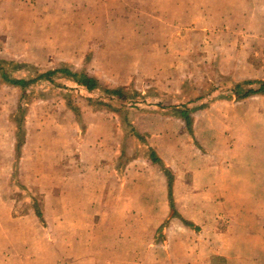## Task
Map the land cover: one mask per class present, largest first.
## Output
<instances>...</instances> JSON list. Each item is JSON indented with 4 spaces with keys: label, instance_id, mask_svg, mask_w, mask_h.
Segmentation results:
<instances>
[{
    "label": "crops",
    "instance_id": "0c3cea01",
    "mask_svg": "<svg viewBox=\"0 0 264 264\" xmlns=\"http://www.w3.org/2000/svg\"><path fill=\"white\" fill-rule=\"evenodd\" d=\"M58 1L0 0V176L2 182L5 181L3 190H7L9 184L11 186L7 195H0V226H4L0 227V241L4 245L0 252V264H29L24 260L26 250L20 248L11 251L8 238L27 237L30 227L38 234L39 229L46 228L48 223L44 209L43 223L33 213L13 215L17 204L12 199L13 192L17 191L18 186L25 188L32 196L39 195L32 191L30 185L20 181V164L27 171L30 168L31 173H34L32 170L39 172L41 160L46 158L39 147V136L46 133L51 135L49 125L36 126L30 123L29 106L33 86L56 84L57 80H66L79 86L76 81L81 75L96 80L87 72L77 74L70 67V63L77 61L89 48H99L95 61L102 64L103 75L109 65L107 62L114 61L110 46L104 40L96 42L87 39L75 43L74 39L70 45L72 53H62L61 28L68 24L62 18H74V15L80 14L78 12L94 15L98 9L107 6L119 5L124 8V0H81L80 4L85 3L82 5H77V0ZM112 9L113 13H118L116 7ZM212 9L219 16L217 25L230 26L232 19L237 18L239 27L244 28L246 18L251 20L253 14L264 15V0H214ZM204 24H200V27ZM18 25L22 26L23 32L15 28ZM261 30L264 31V28ZM256 39L247 43L242 40H215L211 43L222 48L221 55L214 54L210 60L216 67V80L226 77L264 80V33ZM112 46L120 48L121 45ZM155 46L160 55L155 58V66L151 70L171 69L174 64L172 49L170 54L166 48L162 49L164 45ZM120 55L124 53L120 52ZM146 55L151 54L146 52ZM18 61L23 63L18 66L14 63ZM26 63L41 64L47 70L36 72V76L15 77L13 74L18 67H29ZM66 71L75 75V78L63 73ZM52 72L55 74L48 79L36 80L24 90L11 84L15 79L35 80L38 75ZM60 88L66 89L64 86ZM250 99L247 97L230 104H215L213 100H206L204 104L194 106L192 135L185 129L182 120L170 115L155 117L144 123L141 120L134 121L140 133L135 131L146 136L148 149L171 170L173 210L170 209L166 176L160 166L152 161V153L150 158L140 156L126 161L121 177L111 170L109 173L108 157L103 158L102 153L93 152L92 148L80 153L82 142L77 136L68 138L62 146H52L55 171L59 173L61 170L64 174V170L68 169V179L62 183L68 184L69 192L100 191L102 196H106L98 198L99 204L96 205L100 207L110 205L107 197L110 189L121 194L111 200L115 206L126 208L116 218V244L120 246L121 243L131 242L134 245L130 252L120 247L117 251L122 252L123 257L131 255L133 261L120 260L115 264H264V102L257 103L254 109ZM202 100L204 98L200 96L197 102ZM193 104L188 102L185 106L188 108ZM64 107L76 119L79 117L70 98L65 97ZM169 108L171 106L161 109L166 112ZM69 131L74 133L75 125H69ZM18 144L19 150L16 151ZM89 150L91 153L87 156ZM76 204L84 208L94 206L88 198L79 199ZM92 213L86 209L83 216L78 218V215H71L69 218V237L74 240L73 247L80 255L73 264H92L89 262L92 256L89 240L94 230L103 232L102 227L108 228L104 216H100L98 222L92 225ZM82 218L83 226L79 224ZM62 219L58 215L52 217L57 230L59 223L64 222ZM164 223L162 237L165 249H170V252L166 251V262L155 261L148 249L140 256L137 245L142 249L145 246L149 248L151 240L161 238L157 230ZM198 228L204 237L208 236L211 240L210 248L205 253L207 246H202L205 244L201 240L198 242L201 246L195 247L196 250L188 249V238ZM99 237L107 238L108 235ZM198 252L199 255H208L199 261ZM14 259L16 262L13 263Z\"/></svg>",
    "mask_w": 264,
    "mask_h": 264
},
{
    "label": "rangeland",
    "instance_id": "374dc122",
    "mask_svg": "<svg viewBox=\"0 0 264 264\" xmlns=\"http://www.w3.org/2000/svg\"><path fill=\"white\" fill-rule=\"evenodd\" d=\"M138 1L124 0L122 1L124 8L119 5L107 6L98 9V13L94 15L78 12L80 14L74 15V18H62L64 23H70L69 25L72 26L70 28L67 24V27L63 28L64 26H62L61 28L60 50L62 53H72L70 45L74 39L75 43L87 39L96 42L104 40L103 42L110 46L111 58L114 61L107 62L109 65L105 75L101 73L102 64H97L95 61L99 50L97 47L89 48L86 52L83 51L84 53L77 61L70 63L74 72L77 74L87 72L96 78L99 83L98 86L102 87L99 86L87 92L66 80H57L56 84L33 86L34 92L30 97L29 106L30 123L36 126L49 125L51 135L46 133L39 136V147L46 157L42 159L45 162L41 160L42 168L39 172L31 169L34 172L31 173L30 168L27 171V168L25 170L24 165L20 164L18 176L21 177V182L30 185L32 191L39 194L38 196L44 200V216H46L48 223L46 228L39 229L38 234L30 227L27 237L22 239H16L15 236L11 239L7 237L10 241V244H7L11 245V251H18L20 248L26 250L24 260L29 264L37 262L73 264L78 261L80 255L75 252L74 240L69 237L68 223L71 215H78L79 218L85 214L86 209L90 212L93 211L92 225L98 222L100 216H104L105 222H108V228L107 226L102 227L103 232L100 229L94 230L93 237L89 240L92 247L90 253L92 256L89 262L92 264L97 262L115 264L120 260L133 261L131 255H124L123 257L122 252L118 253L117 251L120 247L128 249L130 252L129 250H132L134 245L131 242L121 243L120 246L116 244L118 236L116 218L126 208L115 206L111 200L120 197L121 194L110 189L107 192L110 205L100 207L96 204H99V199L106 197L102 196L103 193L100 191L69 192L67 190L68 184L62 183L68 179V169L64 170V174L61 173V170L59 173L55 171L52 146H62L68 138L77 136V139L82 142L81 149L78 147L80 153H86V148H92L93 152L102 153L103 158L108 157L109 165L107 168L109 173L111 170L113 174L117 173L121 176L124 173L126 161L140 156L150 158L152 152L147 147L146 136L137 140L132 134V129L138 130L134 121L141 120L144 123L155 117L171 115L175 111L174 109H180L178 107L185 105L191 99L196 100L200 96H203L204 100L190 105L189 109L204 104L206 100L230 104L244 99L242 96L247 88L243 86L239 89L238 92L242 95L238 99L234 95V92L237 91L235 81L239 83L248 79L235 80L226 77L216 80V67L210 60L214 54L221 55L222 48L215 47L211 43L215 40L233 42L242 40L241 42L244 43L249 42V40H257L256 38L264 33L261 30L264 28V15L253 14V19L246 18L244 28H242L239 27L240 22L237 18L232 19L230 26L217 25L219 16L212 9L214 0ZM58 3H62L61 0ZM76 3L77 5L85 4H80L81 0H77ZM113 7H116L115 10L118 13H113ZM220 17L222 18L223 15ZM202 23L205 24L200 27ZM222 27L224 28L221 29ZM15 28L23 32L21 25ZM140 40L141 44L138 42ZM205 42L208 44L205 45ZM158 44L164 45L162 49L166 48L169 53L172 49L174 64L171 69L151 70L155 66V58L160 55L155 46ZM185 44H188L187 47H184ZM112 45L121 46L116 48ZM120 52L124 55H120ZM126 52L128 53L126 54ZM146 52L151 55H146ZM14 63L19 66L23 62ZM26 64L29 65L28 68L20 66L15 73L13 72V75L15 77L36 76V72L47 70V67L41 64ZM108 73L109 76H106ZM61 86L66 89L63 90L60 88ZM104 88H122L124 92L128 93V96L125 100H120L109 96ZM1 97L2 95H0V100ZM65 97L70 98V101L76 106L79 116L77 119L64 107ZM40 98L44 99L41 100ZM250 98L249 102L254 109H256L257 103L264 102V98H260V96ZM166 106H171L172 109L166 112L162 111L161 108ZM194 113L195 111L191 113L192 117H194ZM69 125H75L76 131L74 133L69 131ZM137 132L140 133V131ZM90 153L91 150L87 152V156ZM1 178L2 176H0V195L1 193L7 195L11 186L9 184L7 190H3L5 181L2 182ZM110 179H112L111 175ZM18 193L17 189L13 192L12 198L14 202H17L14 208L16 214L24 211L25 205L29 204L26 197L25 199L16 197L15 194ZM84 198L92 200L94 206L92 208L78 207L76 202ZM44 203H47V206L44 207ZM56 215L62 216V221H66L63 224L59 223L58 230L52 221V217ZM83 218L79 223L81 226L84 225ZM163 226L165 223L162 228L157 230L161 238L156 241L151 240L149 248L145 246L142 249L140 245L136 244L137 241L135 242L137 248L140 249V256L148 249L155 261L166 262L168 256L166 251L170 252V249H165L164 237H162ZM0 227L4 228V226ZM194 232L195 234L188 238V249L196 250L195 247L201 246L198 243L201 240L202 244H205L202 246H207L204 253L207 252L211 240L208 239V236L204 237L199 228ZM102 234H107L108 237L100 238L99 236ZM2 246L4 247L1 240L0 252L3 250ZM206 255L208 254L199 255L198 252V260L202 261ZM14 262H16L15 259Z\"/></svg>",
    "mask_w": 264,
    "mask_h": 264
},
{
    "label": "trees",
    "instance_id": "16d2710c",
    "mask_svg": "<svg viewBox=\"0 0 264 264\" xmlns=\"http://www.w3.org/2000/svg\"><path fill=\"white\" fill-rule=\"evenodd\" d=\"M63 73L70 76V78H72V79L75 78V75H73L72 73H70L68 71L63 72ZM54 74H55V72L41 74V75L37 76V79L29 80V81H26L23 79H21V80L15 79L11 82V84L14 85L15 87H19L21 90H24L28 85H30L31 83H34L36 80H41L43 78L48 79L50 76H52ZM79 78L80 79H78L76 81L77 85L83 87L87 91H91V90H94V89L99 87L97 81L90 78V77H87L85 75H81V76H79ZM243 86L246 87L247 89L244 90V94H243L242 98H247V97H252V96H264V80H246V81L235 84V89H237V91L234 92V95L238 99L241 98V95H242L238 91ZM253 86H256V87H253ZM104 91L109 96L116 97L117 99H120V100H125L128 96L124 93V90L122 88H112V89H105L104 88ZM231 94H233V92H231ZM197 101H198V98L196 100L191 99L189 101V103H196ZM178 108H180V109H174L175 111L170 115V117L182 120L185 124V129L189 132L190 135H192L193 117L191 116V113L195 110L189 109L185 105L180 106ZM169 109H172V108H169ZM132 132L137 139L143 138V136L138 134L135 130H132ZM18 150H19V144L16 146V151H18ZM151 153H152L151 154L152 161L155 164H157L158 166H160L162 172L166 176L167 184H168L170 209L173 210L174 207L172 205V198H171V183H172L173 177H172L171 170L169 167H166L162 163V161L159 159V157L156 156V154L153 151ZM18 191H19V193H18L19 195L15 194V196L16 197L19 196V197H23V198L26 197L29 204L25 205L26 209L19 214H16L15 210H13L14 217L27 215L28 213H33L39 219V221L41 223H43V200H42V197L32 196V195H30V193H28L26 191L25 188L19 187V186H18ZM14 208H15V206H14Z\"/></svg>",
    "mask_w": 264,
    "mask_h": 264
}]
</instances>
